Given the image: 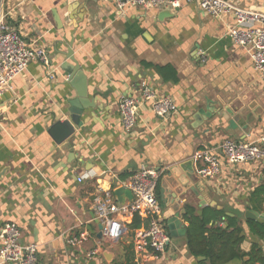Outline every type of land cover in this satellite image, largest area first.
<instances>
[{
  "label": "crops",
  "instance_id": "crops-1",
  "mask_svg": "<svg viewBox=\"0 0 264 264\" xmlns=\"http://www.w3.org/2000/svg\"><path fill=\"white\" fill-rule=\"evenodd\" d=\"M232 1L264 13V0ZM1 8L5 21L30 45L43 46L49 59V67L31 61L0 96V225L14 222L22 242L36 243L37 264H112L131 257L135 264H209L188 252L186 238L188 210L201 215L206 207L240 223L241 256L223 264H264L250 261L256 248L264 256V239L251 228V221L259 222L245 217L254 210L249 194L259 184L264 160L222 165L215 178L203 180L192 158L195 149L225 139L264 148V78L246 49L229 38L231 15L213 17L185 1L174 11H120L111 0H2ZM69 46L86 78L89 105L78 124L71 123L68 104L76 90L60 67ZM143 62L172 67H159L161 72ZM143 81L158 96L168 95L177 111L157 119L144 100L136 126L126 134L118 102L140 95ZM64 121L73 125L72 133ZM141 163L158 171L162 222L177 214L185 232L169 235L163 253L137 257L134 229L128 227L132 217L118 215L126 232L107 242L92 203L100 191L128 201L113 191ZM254 211L264 212V203ZM84 231L82 245L67 244Z\"/></svg>",
  "mask_w": 264,
  "mask_h": 264
},
{
  "label": "built area",
  "instance_id": "built-area-1",
  "mask_svg": "<svg viewBox=\"0 0 264 264\" xmlns=\"http://www.w3.org/2000/svg\"><path fill=\"white\" fill-rule=\"evenodd\" d=\"M196 4L201 11L213 17L231 15L233 23L227 34L231 41L246 49L253 68L264 78V13L252 8L240 7L232 0H111L120 11L129 8L158 9L169 8L174 11L180 2ZM40 61L49 67V59L43 46L27 43L19 29L0 18V96L9 89L11 82L23 74L31 61ZM149 101L154 116L166 119L177 111V106L168 95L158 96L151 86L143 81L140 95L124 96L118 102V112L124 133H130L137 124L138 108L142 101ZM260 141L264 143V128ZM199 163L198 176L203 180L215 178L222 165L253 160H264V148L258 142L222 140L215 147L197 148L192 153ZM158 171L141 163L138 170L123 184L132 193V198L118 202L111 192L100 191L92 203L99 219L105 241L113 243L126 232L123 220L117 216L133 217L138 215L149 220L147 226L133 230L132 245L137 257L151 252L159 255L165 251L170 241L169 234L160 217L159 201L156 195ZM83 176L78 177L80 182ZM88 238L84 231L69 237L66 242L72 246L82 245ZM94 249L89 253L93 256ZM0 262L14 264H37V245L22 242L21 232L16 223L6 221L0 225ZM98 264H105L100 262Z\"/></svg>",
  "mask_w": 264,
  "mask_h": 264
},
{
  "label": "trees",
  "instance_id": "trees-1",
  "mask_svg": "<svg viewBox=\"0 0 264 264\" xmlns=\"http://www.w3.org/2000/svg\"><path fill=\"white\" fill-rule=\"evenodd\" d=\"M142 65L156 69H159V67H172L171 65L160 66L146 62H143ZM159 70L162 72V69ZM175 77L176 75L173 74V78ZM263 203L264 168L261 171L259 184L249 194V205L254 210H261ZM188 211L192 214L187 218V248L193 257L205 256L209 264H223L235 258H240L241 253L238 245L243 237L241 236L240 223L236 217L227 216L224 211L212 207H206L201 215H196L193 210ZM221 222H226L227 225L222 227ZM148 223V219L134 215L128 227L135 229L142 225L147 226ZM250 223L251 228L264 239V224L253 221ZM132 258L127 259L124 263L114 261L112 264H135ZM250 261L264 262V256L260 248H256L251 252ZM199 264L206 263L201 261Z\"/></svg>",
  "mask_w": 264,
  "mask_h": 264
},
{
  "label": "water",
  "instance_id": "water-1",
  "mask_svg": "<svg viewBox=\"0 0 264 264\" xmlns=\"http://www.w3.org/2000/svg\"><path fill=\"white\" fill-rule=\"evenodd\" d=\"M165 10L171 11L169 8H165ZM70 45H72V42L70 43ZM65 59L66 60L61 63L60 67L68 71L67 80L69 81V83L73 85L77 94L75 98L68 100L69 112L71 113V123L73 122L75 124H78L79 115L81 114L82 109L84 107L86 108L87 105H89L87 103L88 99H86L87 98L86 78L84 72L80 69V65L77 59L73 55V50L71 46L67 48V51L65 53ZM62 123L67 127V129L71 133L73 132L74 127L69 121H64ZM113 192L115 196H117L118 198L121 193L128 195L129 199L132 198L131 191L123 186L117 187L116 189H114ZM245 217L264 224V212H257L248 209L247 211H245ZM164 226L167 229L168 234L172 237H177L179 235L181 236L185 232V226L177 214H173L168 218H165ZM101 228L102 225L101 223H99V229H100L99 235H102ZM105 255L108 256L109 254L105 252ZM199 258H204V257H199Z\"/></svg>",
  "mask_w": 264,
  "mask_h": 264
},
{
  "label": "rangeland",
  "instance_id": "rangeland-1",
  "mask_svg": "<svg viewBox=\"0 0 264 264\" xmlns=\"http://www.w3.org/2000/svg\"><path fill=\"white\" fill-rule=\"evenodd\" d=\"M1 7H2V0H0V16L2 17V15H1L2 8H1ZM1 17H0V18H1ZM4 20H5V19H4Z\"/></svg>",
  "mask_w": 264,
  "mask_h": 264
}]
</instances>
